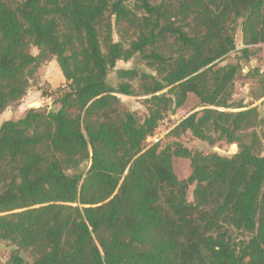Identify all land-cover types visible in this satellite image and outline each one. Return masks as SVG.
<instances>
[{
    "label": "trees",
    "instance_id": "obj_1",
    "mask_svg": "<svg viewBox=\"0 0 264 264\" xmlns=\"http://www.w3.org/2000/svg\"><path fill=\"white\" fill-rule=\"evenodd\" d=\"M138 1L132 9L126 0H0V114L43 62L55 58L65 77L58 108L33 107L0 126V241L14 246L9 264H264L258 116L233 99L240 65H222L237 47L228 26L238 19L246 44L264 43V0ZM135 55L158 76L122 68L111 84L117 61ZM134 79L150 95L143 119L120 97L137 94ZM189 93L204 108L174 134L214 143L216 133L237 143L236 153L179 140L144 148ZM178 157L190 159L186 178L175 171Z\"/></svg>",
    "mask_w": 264,
    "mask_h": 264
},
{
    "label": "rangeland",
    "instance_id": "obj_2",
    "mask_svg": "<svg viewBox=\"0 0 264 264\" xmlns=\"http://www.w3.org/2000/svg\"><path fill=\"white\" fill-rule=\"evenodd\" d=\"M10 2L17 4L22 0H9ZM152 3H159L160 0H150ZM126 3L134 9L138 5V0H126ZM138 14H143L142 10L137 11ZM228 28L234 35L236 41V49L230 52L222 65L228 63L239 64L241 69L236 77L234 83V95L233 99L238 102H242L245 108L255 109L257 113V131L261 135V146L259 147L260 153L264 155V43L259 44H246L244 40L243 18L238 19L237 22L229 24ZM115 40H120L121 37L118 33V28H115L113 33ZM248 49V56H244L241 51ZM29 50L33 54H38L39 49L37 46L30 44ZM122 68H135L140 72H147L153 75H157L156 70L149 66L140 55H135L129 60H118L114 69H112L108 75V80L111 84H118L121 79L118 77V70ZM131 83L138 90L136 95H120L123 105L131 111L135 112L140 118H145L149 113V102L147 98L150 95H144L139 91L138 80H131ZM65 86V77L62 70L55 58H51L46 62H43L30 80V86L27 93L18 101L11 103L0 114V126L8 119L17 120L25 115L30 108L48 107V109L58 108L56 100L61 94L63 87ZM170 91V87L165 88L162 92H166V95ZM161 93V92H160ZM204 106L200 103L199 98L193 93H189L188 98L183 106L175 110L167 111L162 121L158 126L159 133L162 134L160 140L153 138V134L148 136L143 142L144 148L151 147L152 145L159 143L164 145L168 141L179 140L185 145L204 151L205 153L216 151L222 155L230 156L238 151L237 143H230L226 140L218 138V134L213 133L212 136L215 139L214 143L208 140L195 137L191 131L182 133L179 136L174 134V129L179 123L193 112L201 111ZM227 111H238L243 109H224ZM157 130V129H156ZM245 141H249V136L243 137ZM180 161L175 160L176 170L183 171L184 176H189L191 171V164L189 162L182 164ZM88 162L83 164V168H87ZM130 168L124 172L123 176L127 175ZM194 185H191L188 190V199L193 200ZM9 213V212H7ZM1 214V213H0ZM14 246L8 241H0V264H9V257ZM27 255V254H26Z\"/></svg>",
    "mask_w": 264,
    "mask_h": 264
},
{
    "label": "crops",
    "instance_id": "obj_3",
    "mask_svg": "<svg viewBox=\"0 0 264 264\" xmlns=\"http://www.w3.org/2000/svg\"><path fill=\"white\" fill-rule=\"evenodd\" d=\"M183 160V161H180L182 164H185V163H187V162H189V164H191L190 163V159L189 158H182V157H178V158H175V160ZM175 160H174V167H175V171H176V173H177V170H176V163H175ZM190 173H191V171H190ZM177 175L180 177V178H186L187 176H184L183 175V171H178V173H177Z\"/></svg>",
    "mask_w": 264,
    "mask_h": 264
},
{
    "label": "built area",
    "instance_id": "obj_4",
    "mask_svg": "<svg viewBox=\"0 0 264 264\" xmlns=\"http://www.w3.org/2000/svg\"><path fill=\"white\" fill-rule=\"evenodd\" d=\"M162 121V120H161ZM158 127H157V130H155L154 134H153V138H155L156 140H160L162 138V134L159 133L158 131Z\"/></svg>",
    "mask_w": 264,
    "mask_h": 264
},
{
    "label": "water",
    "instance_id": "obj_5",
    "mask_svg": "<svg viewBox=\"0 0 264 264\" xmlns=\"http://www.w3.org/2000/svg\"><path fill=\"white\" fill-rule=\"evenodd\" d=\"M159 95H160V96H165V95H166V92H161V93H159ZM101 250H102L103 253L106 252L105 247H102Z\"/></svg>",
    "mask_w": 264,
    "mask_h": 264
}]
</instances>
